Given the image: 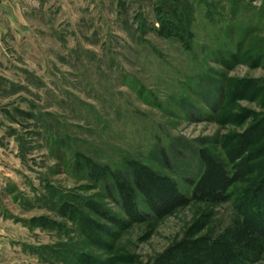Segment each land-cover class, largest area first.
<instances>
[{
    "label": "rangeland",
    "instance_id": "obj_1",
    "mask_svg": "<svg viewBox=\"0 0 264 264\" xmlns=\"http://www.w3.org/2000/svg\"><path fill=\"white\" fill-rule=\"evenodd\" d=\"M257 220L264 0H0V264H264Z\"/></svg>",
    "mask_w": 264,
    "mask_h": 264
},
{
    "label": "trees",
    "instance_id": "obj_2",
    "mask_svg": "<svg viewBox=\"0 0 264 264\" xmlns=\"http://www.w3.org/2000/svg\"><path fill=\"white\" fill-rule=\"evenodd\" d=\"M241 222L243 223V220H242V219H241ZM257 222H258V220H257ZM258 223H260V225L257 226V228L259 229V227L261 226V228H260L259 230H261V231L264 230V222L261 223V220H260ZM244 225H245V224H244ZM257 228L254 227L255 232H260ZM242 229H243V230H246L245 227H242ZM252 229H253V228H252ZM261 233H262V232H261ZM235 260H237V261L239 260V263L241 262V258H239V257H236Z\"/></svg>",
    "mask_w": 264,
    "mask_h": 264
}]
</instances>
